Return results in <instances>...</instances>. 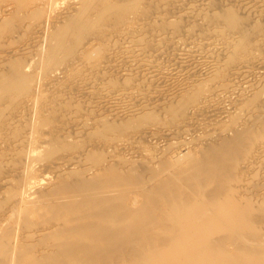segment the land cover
Returning a JSON list of instances; mask_svg holds the SVG:
<instances>
[{
  "label": "rangeland",
  "instance_id": "374dc122",
  "mask_svg": "<svg viewBox=\"0 0 264 264\" xmlns=\"http://www.w3.org/2000/svg\"><path fill=\"white\" fill-rule=\"evenodd\" d=\"M95 3L88 10L98 22L77 39L67 36L57 59H47L50 45L56 44L52 34L82 9L81 0H27L25 6L18 0H0V77H7L13 64L32 77L29 89L2 94L0 136L10 145L11 159L7 155L0 170L14 175V184L32 183L30 176L36 180L33 191L28 190L37 193L31 195L36 199L55 187L56 180H73L78 170H87L83 178L102 179L103 171L124 158L151 160L158 166L161 159L186 152L202 156L212 145L243 132L248 143L236 157L230 187L248 192L249 186L252 192L258 183L254 213L261 221L256 233L142 238L120 251L101 252L98 264H264V0H131L124 17L112 11L102 18ZM12 122L22 124L24 131L13 128ZM20 154L28 155L25 162ZM4 164L12 169L2 168ZM98 192L96 196L112 194ZM3 205L2 212L10 214L5 226L11 218L24 220V214L19 212V219L15 210L9 212L10 204ZM45 215L30 218L33 228L19 225L22 242H27L15 264H32L43 244L55 243L49 234L51 241L32 238L35 230L49 226L44 223L54 222ZM34 240L44 241L38 252ZM27 243L36 254L26 252ZM100 244L108 247L106 239Z\"/></svg>",
  "mask_w": 264,
  "mask_h": 264
},
{
  "label": "bare ground",
  "instance_id": "6f19581e",
  "mask_svg": "<svg viewBox=\"0 0 264 264\" xmlns=\"http://www.w3.org/2000/svg\"><path fill=\"white\" fill-rule=\"evenodd\" d=\"M95 1H97V3H95L96 10L99 13L100 18H102L106 12L112 11L117 12L119 16L124 17L131 8V0H81L82 9H80V11L77 12L76 16L71 18L69 22L61 26L59 30L55 31V33L52 34L51 41L56 40V44L50 45L47 52V59H57L58 50L61 45L66 42L68 38L67 36L73 35L77 39L79 38L78 36L86 31V29L98 22L92 19L91 12H89L88 10L89 6ZM18 2H20L23 6L27 4V0H18ZM230 22L233 23L234 21L232 20ZM43 55L45 54L43 53ZM31 78V75L26 73V71L20 68L17 64L11 65L8 71V76L5 78L0 77V101L2 100L3 93L12 92L14 94H20V92L29 89L31 85L30 81H32ZM4 107L5 106H3V109ZM7 118L5 120H7ZM6 122L9 123L8 121ZM4 123L5 122H3V124ZM13 123L14 122H12V124ZM28 123L31 124V122H27V124ZM8 125L10 128L12 127L10 126V124ZM106 125H108L109 127L112 126V124L109 123ZM21 126L23 125L21 124ZM28 126L33 129L31 125ZM17 127L18 126L13 128ZM20 127H18V129ZM23 128L24 127H21V131L23 130ZM31 129L29 131L32 132ZM243 134L244 133L242 132L241 134L238 133L237 135H234L235 137L233 136V138L230 137L226 140L222 139V144L220 143V145L216 144L214 146L212 145L210 148L208 147L209 149H206L204 153L201 152V154H203L202 156H196L195 153L189 154V152H186L188 154L185 153L183 155L181 154L172 156L168 160L161 159L162 162L160 160V164H157L158 166L152 164L153 161L151 160L142 161V163L135 159L125 160L124 158L123 160L121 159L122 161H119L121 163H112L116 165L111 164L106 171H103L105 174L103 175L105 177H102V179H98L97 175H95L96 177H94L93 179H86L87 176L86 178L81 177L83 175V172L87 170H82V172L78 170V172H76V175L75 172L70 171L71 174L73 172L76 176L75 178H72L73 180H70L71 176L70 179H68V177L62 179L60 178V181L56 180L57 185L52 183L53 185H55V187L50 188V191L48 190V188L47 190L49 192L45 194L42 193L43 195H40L41 192H38L40 196H38L36 199H34L33 197L37 193H35L34 195L33 193H28V190L35 187H31V185H34L35 183H32L36 182V180H34L30 176L28 177V179L31 178L32 183L28 181L24 184V180L23 182H20L19 180L18 184H16V182L14 184L15 179L12 180V178H14L15 176L11 175L9 172H7V170H3L4 172L0 170V205L2 206L4 204L3 206H5V204L8 203L10 204V206H6L9 208V212L11 208L13 212L14 210L16 211V213L14 212L15 214H17L16 216L21 215V213L26 216H22V218H24V220L21 219L22 221L16 220L15 218L12 219L10 217L11 220H13V222L11 221L12 224L9 221L10 224L6 223L9 225L5 226L4 222L9 219L8 216H10V214H7L8 212L5 210L4 212L6 213L2 214L4 213L2 212L4 208L2 210L0 209V264L16 263L17 254L18 256L21 255L22 247L27 242L26 241L24 244L22 242V232H20L21 226L19 225L23 223V226L24 224H27L30 225L29 227H32L30 218L35 217L36 219V216L38 217L39 215H42L43 217L45 215L44 213H46L45 217L47 216V214H49L48 217L50 216L54 218V220L51 219L54 222L51 226V223H44L46 225L49 224V226L46 227L45 225H43V227L45 226L44 228L38 231L35 230L36 232L34 234H38L37 236H35L32 232V238L35 237L37 240H39V238L46 237L47 234H49L52 238H55H53V241L55 240V243L52 241L54 244L45 243L44 245V241L41 242V244H43V251H41V249L40 253L38 252L39 249L37 248H40L42 246H40L41 244L38 242L36 244V239L34 240L35 244L33 243L32 245H34L38 253L35 252L34 247L31 245V243H27V247L26 245L24 246L26 252L35 254L37 253V255L33 256L32 264H98L100 261L101 252H103L104 254H110L114 252V248L120 251L122 245L132 244L142 238H154L156 236L161 237L174 235H195L199 236L200 238H212V236L216 235H230L241 237H248L253 235L259 230V224L261 221L258 214L254 213L255 207L259 205L258 201L260 197V190H258V183H254L256 185H254L255 187H253L254 189L252 190V192H249V186L248 192H244V187V189L242 188L243 191L234 189L232 185L230 187L232 171L235 167L234 164L236 165V157L241 153L244 145L248 143V137L244 136L245 134ZM1 136L0 168L2 162H5L3 160H5L8 156L9 158L11 157V155H8L11 151V148L9 147L10 145L8 143V146L5 143L4 138L1 139ZM12 136L13 135H11V137ZM11 137L9 136V138ZM16 137H18V135H16ZM30 139L31 138H29V140ZM13 142L12 145L15 144ZM17 144L19 145V143ZM155 145H158V143ZM15 146L16 145H14V147ZM23 148L26 147L23 146ZM154 149L152 151H154ZM112 150H114V148ZM163 150L166 149L163 148ZM15 151L17 152V150H13V152ZM22 151H20V153H25L24 151ZM160 152L163 153L162 151ZM165 155L166 154H164L163 156L164 158ZM21 156L23 158L25 154ZM26 156L25 158H23L24 162ZM101 156L103 155L101 154ZM9 158L8 161H6L8 163H11V158ZM16 158L19 159V157ZM85 160H87V158ZM14 161H16V159H14ZM117 161L118 160H116V162ZM20 162H22V159ZM150 164L152 166H150ZM5 165L6 164H4L2 168L5 167ZM25 165L23 166L25 167ZM29 166H31V164H29ZM9 167H7V169ZM33 169L31 172L34 171ZM167 170H169V172L165 173V175L167 174L166 176L162 174L164 172H167ZM6 172L7 174L9 173V175H7ZM70 172L69 175H71ZM135 173L140 174L139 178L135 179V177L133 176ZM66 176L64 175V177ZM60 177H63V175ZM22 179L23 178H21V180ZM30 191L32 192L33 190ZM98 191H100L101 194H112L96 196L95 194L99 195ZM91 192L94 193L95 196ZM31 195L33 197H31ZM231 195H235L233 200L231 198ZM32 199L34 201H32ZM14 213H12V216ZM44 218H42V221H44ZM38 219L39 218H37V220ZM38 221H35V225H37V223L38 225L40 224ZM248 221H251L252 225L247 224ZM48 222L51 221L49 220ZM177 224H179L180 226H176ZM29 229L27 228L26 230L28 231ZM26 230L22 231L25 233ZM28 232H30V230ZM31 235H29L28 237H30ZM26 236L23 235V237ZM131 237L135 238V240H130ZM46 238L48 240L50 239V237ZM100 239H106L108 241V247H104L103 245H101ZM48 240H45V242H48ZM207 244H211V242L208 241ZM190 257L191 256H189L188 258Z\"/></svg>",
  "mask_w": 264,
  "mask_h": 264
}]
</instances>
